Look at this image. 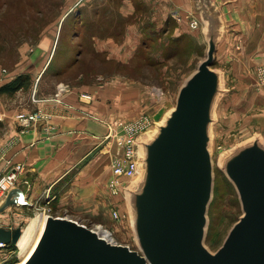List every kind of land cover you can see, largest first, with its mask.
<instances>
[{
	"label": "rangeland",
	"instance_id": "1",
	"mask_svg": "<svg viewBox=\"0 0 264 264\" xmlns=\"http://www.w3.org/2000/svg\"><path fill=\"white\" fill-rule=\"evenodd\" d=\"M213 1L222 7L227 23L225 41L221 46L219 44L212 66L213 69L221 72L222 86L225 89L216 107L214 106L215 120L211 126L210 151L214 190L207 209L205 230V245L210 251L216 252L242 213L238 194L222 168V160L235 148L256 137H259L264 144V0H256L253 6L248 8L242 7L239 14L236 11L241 5L236 8L230 2ZM196 13L198 16L197 11ZM95 14L96 9L90 7L86 0H0V69L7 70L0 87L19 75H28L32 79L34 77L38 80L36 82L33 79V84H37L35 88L38 94H34V89V91L30 90L32 87L29 89L31 92L27 90L28 88L19 90L22 91V95L17 97L24 104H32L40 101L38 98L40 89H47L46 92H52L53 89L54 92L47 96L51 98L53 95L55 100L62 102L64 94L70 92L72 86L80 83L81 85L109 84L114 89L119 85L125 86L126 82L130 90L126 96H122L121 104L115 95L117 101L112 108L113 113L110 114L112 119H116L113 122L108 121L111 123L108 127L111 125L113 130L116 127L119 134H122L120 123H132L142 116H147L155 122L163 119L175 106L184 80L206 57L207 41L201 32L202 22L198 18H191L186 28L181 26L176 28L177 32L187 29L193 33L198 42L197 48L192 37H189L190 39H187L185 46L182 47L181 44L170 39L159 41V33L147 32L145 35L147 49L139 51L145 54L144 61L133 60L127 65L128 67H122L115 64L102 65L94 59L83 57L81 63L76 64L71 72L62 76L54 75L56 70L65 72L64 67L76 59L80 47H85L83 37L80 35L81 24L93 18ZM157 32L162 35L161 31L157 30ZM44 36L55 38L53 52H49L51 56L48 55V50L41 46L40 39ZM193 51L196 53L191 54ZM88 55L87 51L86 56ZM27 91L30 92L28 95H26ZM15 94L0 92V99L7 109L13 103L11 98ZM81 97L93 100L92 94L89 93H82ZM126 98L128 100H125ZM28 116L37 119L26 124L24 121ZM4 117L0 105V137L2 138L6 133ZM51 117V112L40 107L22 109L14 115L17 134H25L40 125L43 133L53 135L57 126L50 124ZM156 129L146 133L141 139L149 137ZM10 136L7 137L6 142L3 141L5 149L10 143L14 141L16 143L18 140L15 136L11 141ZM139 153L142 157L141 148ZM122 154L121 150L120 155ZM120 155L115 154L113 159ZM141 163L140 159V168L135 178L125 179L119 192L112 193L106 184L110 200H108L107 212L100 215L91 214V216L85 215V218H73L59 213L57 208H53L52 204L48 205V202L43 204L42 198L31 204H28L26 198L27 203L12 205L2 211L1 218L25 232L35 224L34 220L38 217L45 215L68 217L88 227L97 226L107 230L117 244L139 249L132 225L128 189L137 186L142 173ZM23 170L24 166L18 173V184L24 191V188H30L25 181H30L20 178ZM6 172L8 171L0 174V179ZM111 174L112 168L108 180ZM9 194H0V206ZM115 213L119 215L118 218H115ZM16 247L17 253L8 256L6 259L9 260L2 264H20V250L18 246Z\"/></svg>",
	"mask_w": 264,
	"mask_h": 264
},
{
	"label": "water",
	"instance_id": "2",
	"mask_svg": "<svg viewBox=\"0 0 264 264\" xmlns=\"http://www.w3.org/2000/svg\"><path fill=\"white\" fill-rule=\"evenodd\" d=\"M206 19L205 59L184 80L156 131L139 140L142 173L137 186L128 189L139 249L114 244L74 219L45 215L39 246L22 264H264V144L259 137L223 158L242 214L216 252L205 245L214 190L211 126L214 106L225 91L221 72L212 68L219 21L210 12ZM19 198L22 192L10 193L0 213L21 204ZM23 232L0 226V241L18 246Z\"/></svg>",
	"mask_w": 264,
	"mask_h": 264
},
{
	"label": "crops",
	"instance_id": "3",
	"mask_svg": "<svg viewBox=\"0 0 264 264\" xmlns=\"http://www.w3.org/2000/svg\"><path fill=\"white\" fill-rule=\"evenodd\" d=\"M86 1L90 7L96 9V14L81 24L80 35L83 37L85 47H80L76 59L64 67L65 72L56 70L54 75L62 76L71 72L76 64L81 63L83 57L94 59L102 65L115 64L122 67H128L127 65H130L133 60L144 61L145 54L139 51L147 49L145 45L147 32L159 33V41L170 39L181 44L182 47L185 46L186 40L192 37L195 39L197 48L198 42L193 33L187 29L177 32L176 28L180 26L186 28L188 20L190 22L193 18H198L202 22L201 32L207 41L206 14L209 12L214 14L220 26L216 53L219 44L221 46L225 41L227 24L225 15L222 7L213 0ZM223 2L233 3L236 8L241 5L236 11L239 14L242 7H251L256 0H223ZM157 30L161 31L162 35ZM40 42L51 56L49 52H53L55 38L44 36ZM87 51L88 56H86ZM194 53L196 52H191V54ZM193 56L196 57V55ZM33 79L31 78L32 85L27 90L33 87L30 90L34 89V94L37 95L38 90L35 88L37 84L34 85L33 82L38 80ZM119 80L120 78L117 81ZM124 85L112 89L109 84L81 85L80 83L72 86L70 92L64 94L62 102L55 100L53 95L51 98L47 96L54 92L53 89H51L52 92L40 89V97H38L40 101L33 102L34 104L20 102L17 97L22 95V91H19L11 98L13 103L10 104L9 109L0 99L6 128L4 138L0 137V174L9 171L14 164L19 163L24 166L20 178L30 181V188H24L22 193L24 199L27 198L29 201L28 204L45 196L49 198L43 199V204L50 202L48 205L54 204L59 213L73 218H85V215H100L107 212L110 194L106 184L113 157L115 154H121V146L117 138L108 136L111 133V125L108 127L111 123L108 121L113 122L116 119H112L110 114L113 113L112 108L117 101L115 98L121 104L122 96H126L130 90L128 83L125 82ZM29 93L27 91L26 95ZM82 93L92 94L93 100L83 99ZM28 107L31 109L40 107L51 112L50 124L57 126L56 133L53 135L43 133L39 125L25 134H17L14 115L22 109H29ZM121 109L122 105L120 111ZM118 132L119 130L115 127L114 134ZM8 136L11 141L15 136L18 140L16 143L15 141L10 143V146L5 149L4 145ZM2 216L3 214H0V226L13 227L8 220L2 219ZM40 219L41 217L36 218L35 224L26 229L22 236L36 238L41 224ZM13 253L9 248L7 252H0V258L4 257L0 259V264L6 262V258L11 257Z\"/></svg>",
	"mask_w": 264,
	"mask_h": 264
},
{
	"label": "built area",
	"instance_id": "4",
	"mask_svg": "<svg viewBox=\"0 0 264 264\" xmlns=\"http://www.w3.org/2000/svg\"><path fill=\"white\" fill-rule=\"evenodd\" d=\"M5 72H7V70H5L4 68L0 69V83L5 77ZM60 89H63V85L60 86ZM36 119L37 118L34 116H28L25 118L24 122L27 124ZM153 125L154 121L152 119L147 116H142L140 117V119L132 121V123H120V127L122 128L123 132L122 134H119V132L114 134L115 130L111 129V133H109L108 136H114L117 138L123 152L122 155L114 158L112 161V174L107 183L109 190L112 193L119 192L122 189V184L125 179H132L137 175L139 170V140L141 136L145 134L147 129L151 128ZM21 165L22 164L14 165L8 172L5 173L3 178L0 179L1 195L13 192H23L21 186L18 184V173L21 172V169L23 167ZM25 184H28V186L30 187V182L25 181ZM48 198L49 197H43L44 200H48ZM118 217L119 215L115 213V218ZM94 229L98 231L101 236L107 238L110 242L115 243L109 232L108 233L110 236L107 237L102 233V231L99 230V227L96 226ZM8 246L9 245L5 242L0 241V252H7ZM3 258L4 257L2 256L1 259Z\"/></svg>",
	"mask_w": 264,
	"mask_h": 264
},
{
	"label": "bare ground",
	"instance_id": "5",
	"mask_svg": "<svg viewBox=\"0 0 264 264\" xmlns=\"http://www.w3.org/2000/svg\"><path fill=\"white\" fill-rule=\"evenodd\" d=\"M190 75V74H189ZM162 119V118H161ZM158 120V121H154V125L151 127V128H148L147 129V131L145 132V133H149L150 131L152 132V131H154L155 129H156V123H158V122H161L163 119H164V117H163V119L162 120ZM153 120V119H152ZM150 132V133H151ZM132 179H134V178H132ZM125 189V187L123 188V190ZM43 219H44V216L43 217H41V219H40V222H41V224H40V228H39V230H38V233H40V232H42V228H43V226H42V224H43ZM99 230L100 231H102V233L105 235V236H110L109 235V233H108V231L107 230H102L100 227H99ZM38 233H37V236H36V238H32V237H29V236H27V235H24V236H22L21 237V239L19 240V242H18V246H19V248H20V250H21V253H20V255H21V258H22V260L21 261H23L26 257H27V255L29 254V252H31L30 253V255H29V257L37 250V248H38V246H39V238H40V235L38 236ZM41 234V233H40ZM38 237V238H37ZM29 257L28 258H26L25 259V261L24 262H26L28 259H29Z\"/></svg>",
	"mask_w": 264,
	"mask_h": 264
},
{
	"label": "trees",
	"instance_id": "6",
	"mask_svg": "<svg viewBox=\"0 0 264 264\" xmlns=\"http://www.w3.org/2000/svg\"><path fill=\"white\" fill-rule=\"evenodd\" d=\"M147 63V62H146ZM31 78L28 75H19L14 80L4 84L0 87V92L7 93V94H15L17 91L25 88H29L31 85ZM233 186V185H232ZM234 189V187H233ZM53 208H55L54 204H52ZM10 251L17 253V247L14 244L8 246ZM16 259V258H15Z\"/></svg>",
	"mask_w": 264,
	"mask_h": 264
}]
</instances>
